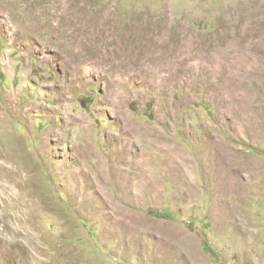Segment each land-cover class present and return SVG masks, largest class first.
<instances>
[{"label": "rangeland", "instance_id": "374dc122", "mask_svg": "<svg viewBox=\"0 0 264 264\" xmlns=\"http://www.w3.org/2000/svg\"><path fill=\"white\" fill-rule=\"evenodd\" d=\"M263 61L264 0H0V264H264Z\"/></svg>", "mask_w": 264, "mask_h": 264}, {"label": "bare ground", "instance_id": "6f19581e", "mask_svg": "<svg viewBox=\"0 0 264 264\" xmlns=\"http://www.w3.org/2000/svg\"><path fill=\"white\" fill-rule=\"evenodd\" d=\"M98 21V20H97ZM258 49H260V48H258ZM263 49V48H262ZM258 52V51H257ZM259 53V52H258ZM264 62V61H263ZM49 137V136H48ZM172 156V155H171ZM170 156V157H171ZM165 164H167V162H164ZM223 178V177H222ZM228 178V175L227 174H224V179H226L225 181H224V187L225 188H227V187H229V186H231V184H232V182H231V180H229V179H227Z\"/></svg>", "mask_w": 264, "mask_h": 264}, {"label": "trees", "instance_id": "16d2710c", "mask_svg": "<svg viewBox=\"0 0 264 264\" xmlns=\"http://www.w3.org/2000/svg\"><path fill=\"white\" fill-rule=\"evenodd\" d=\"M149 106V105H148Z\"/></svg>", "mask_w": 264, "mask_h": 264}]
</instances>
